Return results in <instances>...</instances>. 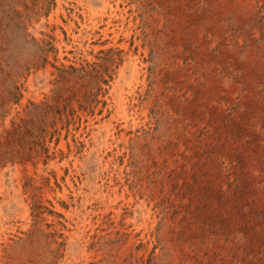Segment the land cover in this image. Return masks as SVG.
Returning <instances> with one entry per match:
<instances>
[{
    "label": "rangeland",
    "instance_id": "obj_1",
    "mask_svg": "<svg viewBox=\"0 0 264 264\" xmlns=\"http://www.w3.org/2000/svg\"><path fill=\"white\" fill-rule=\"evenodd\" d=\"M0 264H264V0H0Z\"/></svg>",
    "mask_w": 264,
    "mask_h": 264
},
{
    "label": "bare ground",
    "instance_id": "obj_2",
    "mask_svg": "<svg viewBox=\"0 0 264 264\" xmlns=\"http://www.w3.org/2000/svg\"><path fill=\"white\" fill-rule=\"evenodd\" d=\"M120 76V75H119ZM116 82H118V81H116ZM116 82H115V84H116ZM121 82V81H120ZM116 88V87H115ZM119 91V90H118ZM122 91V90H121ZM116 92V91H115ZM112 93V92H111ZM122 96H124V95H122ZM126 98V97H125ZM116 99V98H115ZM118 102V101H117ZM120 103V102H119ZM115 107V106H114ZM123 107V106H122ZM120 108V107H119ZM116 109V108H115ZM119 112V111H118ZM96 124V123H95ZM101 124V123H100ZM105 126H108V125H105ZM101 128V127H100ZM95 131H96V129H95ZM101 136V135H100ZM116 198H117V196H116ZM126 202V201H125ZM118 208V207H117ZM118 216V215H117ZM133 219V218H132Z\"/></svg>",
    "mask_w": 264,
    "mask_h": 264
}]
</instances>
